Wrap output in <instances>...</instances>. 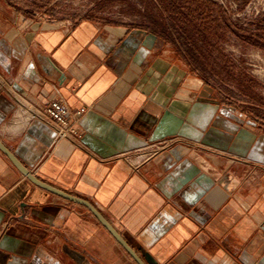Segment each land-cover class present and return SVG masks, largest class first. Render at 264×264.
<instances>
[{
    "label": "crops",
    "instance_id": "1",
    "mask_svg": "<svg viewBox=\"0 0 264 264\" xmlns=\"http://www.w3.org/2000/svg\"><path fill=\"white\" fill-rule=\"evenodd\" d=\"M29 28L0 3V141L18 161L96 209L144 264H264V131L233 123L145 30ZM6 87L80 111L78 134L18 121ZM0 264L138 263L88 207L34 184L0 151Z\"/></svg>",
    "mask_w": 264,
    "mask_h": 264
},
{
    "label": "rangeland",
    "instance_id": "2",
    "mask_svg": "<svg viewBox=\"0 0 264 264\" xmlns=\"http://www.w3.org/2000/svg\"><path fill=\"white\" fill-rule=\"evenodd\" d=\"M0 0L18 26L145 30L243 131H264V0ZM30 29V28H29Z\"/></svg>",
    "mask_w": 264,
    "mask_h": 264
},
{
    "label": "built area",
    "instance_id": "3",
    "mask_svg": "<svg viewBox=\"0 0 264 264\" xmlns=\"http://www.w3.org/2000/svg\"><path fill=\"white\" fill-rule=\"evenodd\" d=\"M7 91L16 101V109L21 110L28 119L41 118L47 120L56 133V138H74L78 134L75 127L74 117L80 113H71L68 107L59 98L51 99L48 103L38 106L24 97L15 94L11 87H6ZM171 141L164 140L144 148V152H138L136 156L141 160H147L155 155L160 149L170 145Z\"/></svg>",
    "mask_w": 264,
    "mask_h": 264
},
{
    "label": "water",
    "instance_id": "4",
    "mask_svg": "<svg viewBox=\"0 0 264 264\" xmlns=\"http://www.w3.org/2000/svg\"><path fill=\"white\" fill-rule=\"evenodd\" d=\"M0 151L11 161V163L23 174L25 175L31 182L34 184L52 192L65 199L79 202L84 204L88 209L97 217L100 223L112 234V236L116 239V241L124 248V250L138 263L144 264L142 260L138 257L135 251L127 244V242L120 236V234L113 228V226L101 215L96 209H94L91 205H89L86 201H83L79 198H76L54 186H51L47 183L42 182L37 179L33 174H31L28 169H26L18 159L4 146V144L0 141Z\"/></svg>",
    "mask_w": 264,
    "mask_h": 264
},
{
    "label": "bare ground",
    "instance_id": "5",
    "mask_svg": "<svg viewBox=\"0 0 264 264\" xmlns=\"http://www.w3.org/2000/svg\"><path fill=\"white\" fill-rule=\"evenodd\" d=\"M16 115H17V117H18L17 119H18V121H19V119H21L20 117L23 116V113H22L21 110H18Z\"/></svg>",
    "mask_w": 264,
    "mask_h": 264
},
{
    "label": "trees",
    "instance_id": "6",
    "mask_svg": "<svg viewBox=\"0 0 264 264\" xmlns=\"http://www.w3.org/2000/svg\"><path fill=\"white\" fill-rule=\"evenodd\" d=\"M195 1H199L200 3H202V2H209L208 0H195Z\"/></svg>",
    "mask_w": 264,
    "mask_h": 264
}]
</instances>
